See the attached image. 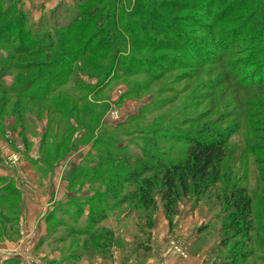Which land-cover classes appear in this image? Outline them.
Masks as SVG:
<instances>
[{
	"label": "rangeland",
	"instance_id": "obj_1",
	"mask_svg": "<svg viewBox=\"0 0 264 264\" xmlns=\"http://www.w3.org/2000/svg\"><path fill=\"white\" fill-rule=\"evenodd\" d=\"M79 1L85 0H0V23L23 19L24 33L31 34L22 37L30 43L27 50L17 55L13 53L17 32L5 35L0 42V138L5 134L9 138L16 136L14 133L24 128L18 121L20 113L32 108L29 100L16 93L34 94L37 85L48 83L41 75H32L35 69L27 68L33 61L29 54L37 48L35 42L43 34L55 40L54 35H60L78 14ZM91 4L89 7L103 11L101 16L108 15V24L102 31L114 28L121 39L118 43L115 40L114 45L122 50L111 61L113 68L103 71L105 75L102 68L89 70L88 64L99 62L95 57H109L107 45L98 47L100 43L108 44V36L104 32L96 36L97 20L89 22L81 33V42L95 34L87 54L70 57L67 71L55 77L63 84L50 87L71 98L83 96L86 100L78 107L91 113L87 118H75V113L69 117L71 112L58 116L65 122L66 134L61 137L64 142L59 136L56 138L53 128L50 142L52 138L53 145L61 140L67 142L58 148L59 154L70 149L59 160L70 158L76 153L72 151L88 145L81 149L79 165L71 171L78 172L82 179L66 180L73 195L70 206L61 204L58 208L69 210L73 203H83L105 212L113 210L104 226L115 229L114 243L101 252L106 255L113 247L121 249L126 254L123 263L126 256L131 257L125 264H146L153 255L152 249L161 256L160 249L166 243H190L202 233L201 243L215 244L214 255L219 264L234 242L243 243L250 250L246 264H264V0H96ZM19 16L22 19H17ZM81 17L82 27L87 22L86 14ZM80 43L78 48H83ZM91 50H95L94 55ZM6 56L14 57H10L7 66ZM33 115L32 112L26 117L33 121ZM45 116L35 121L36 133L29 135V141L34 136L33 143L38 144L42 138L44 127L40 121H47ZM28 129L31 127L27 125ZM211 131L228 136L219 183L209 194L182 198L169 223L160 196H155L154 210H144L129 199L134 184L113 177L123 176L137 160L144 162L151 154L181 158L184 137ZM14 140L17 149L0 142V166L10 170L22 159L25 170L29 163L24 158L23 144L18 138ZM29 155L35 158L36 152ZM43 155L48 160L54 158L51 148L45 147ZM96 166L98 170L92 169ZM234 187L246 188L252 198L255 232L249 241L223 234L222 222L231 212L226 210L223 197ZM37 188L45 196L46 187ZM180 230L183 234L177 235ZM49 231V240L41 249L45 254L42 264L67 263L66 259L53 260V251L62 255L93 251L101 256L86 237H79L78 241L71 223L69 228L55 225ZM26 235L22 243L31 252L33 235ZM144 244L151 249L147 258L140 249Z\"/></svg>",
	"mask_w": 264,
	"mask_h": 264
},
{
	"label": "trees",
	"instance_id": "obj_2",
	"mask_svg": "<svg viewBox=\"0 0 264 264\" xmlns=\"http://www.w3.org/2000/svg\"><path fill=\"white\" fill-rule=\"evenodd\" d=\"M94 1L96 0H85L77 3L78 14H75L76 16L74 15L67 24L68 26L64 28V35H62L63 32L60 35L55 34V40H52L51 36L45 37V34H43L44 36H41L39 40L35 42L37 43V48L34 49L33 52L31 50L29 55L33 57V61L29 62L27 68L35 69L36 73H32V75H41L42 78L47 79L48 83L44 86L37 85L34 94H32V92L30 94L27 92L20 94L16 93V95L29 100L32 105L31 109L29 108V110H25L27 112L24 111L23 114L20 113L18 121L24 126V128L21 129L22 132H26L27 125L28 127H31L30 130L28 129L29 132L32 131L33 128V121H30L29 118L26 117V114L30 115L33 112V117L39 120L42 115H46L44 118L47 120V126L42 145L43 149L45 147L51 148L52 152H54V158L52 160L46 159L43 155V160L48 164L58 161L61 157L64 158L68 153L67 151L70 150L67 148L61 152L63 153L62 155L59 154L60 151H58V148L61 146L64 147L67 143H62V140L64 142V139L61 137L63 135L65 136L66 130H63L65 129L63 128L65 122L60 120L59 117L67 115L70 112L71 114L69 117L75 113V118H77L78 115L87 118L88 115L91 114L89 110L83 109V111H81L82 108L78 107L80 103L86 100L83 96H73L71 98L63 92H57V88L53 90L50 89L51 85H56L55 87H57V85L63 84L55 77L57 75H62L63 72L67 71L70 57L81 55L83 57L87 54V49H89L88 47L95 34H92V39L89 40L88 38L81 42L83 40V35H81V33L88 28V25L86 24L96 19L97 21L94 22V24L97 25L96 36L101 35L103 32L105 33V36H108V44L100 43V45L98 44V47L101 48L107 45L109 57H95L99 62L88 64L89 70L102 68L101 72H103L106 69L113 68L111 66V61L115 60V57L120 53L119 51L122 50L121 47L114 45L115 40H117V43L121 41L119 36L117 37V31L114 28H108V32H106V30L102 31L105 28L104 25L108 24L107 21H109V18H107L108 15L105 17L101 16L103 11H100L98 7H89ZM85 14L87 22L85 21V25L83 24L81 27L79 22L83 18L81 16ZM12 19L13 18L0 23V42H2L5 35H13L14 32H17L18 36L14 34L17 38V45L13 51L14 55H17L22 52L23 49L24 51L28 49L27 45L30 41L26 43V40L22 37L31 34L29 32L24 33V20L21 16L17 18L22 19L21 22H14ZM0 21H3L1 17ZM111 23L114 25L113 21ZM79 43L83 45V48H78L79 46L77 45H79ZM20 44L24 45L19 47ZM94 51L95 50H91L90 54L94 55ZM23 54H25V52L20 55ZM10 57L12 56H6L4 59L6 60V66L10 62ZM13 59L14 57H12V60ZM39 78L40 76H38V79ZM50 82L52 84H50ZM21 84H23V82H21ZM10 91L14 92V90ZM49 91L52 95H49ZM70 119L71 118H69V120ZM59 125L62 126L61 129L58 128ZM1 126L2 120L0 122V128ZM53 128L56 130L54 131L56 138L59 136L62 139L57 142L56 145L52 144L54 138H52V142H50ZM2 134L3 130L0 129V135ZM23 141L25 142V140ZM183 142L185 149L181 158L170 159L166 158V156L151 154L149 159L144 162L137 160L134 168L129 169L123 176L117 174L113 176L115 180H120L125 184H134L135 188L130 191L129 199L136 202L144 210H154L156 207L155 196H160L168 223L177 214V206L182 198H185L189 194H194L196 197L209 194L219 183V168L226 158L228 136L221 134L220 132L211 131L205 134L184 137ZM9 146L12 148L13 144H10L9 142ZM109 155L112 156V152H110ZM92 169L98 170V166ZM77 178L78 180L82 179V176H78V172L74 174L72 173L69 176L70 181ZM3 183L4 184L0 187V238H12L17 234V225L20 215V209L18 207L19 195L10 183H7V181H3ZM13 199H16L14 203ZM223 203L226 205V210H231L230 214L222 222L223 234L225 236L230 234V238L232 239L241 238L244 241H249L251 237L250 235L255 232V230L252 223V198L246 188L234 187L225 197H223ZM80 204L73 203V207L77 206V210H79L76 212L77 218H74L73 220H78L82 215L83 206L86 204ZM11 209L13 210L12 212H10ZM111 211L113 210L105 212L90 207L88 208L87 219L82 224L76 225V221L68 222L67 219L66 222L63 219H58V223L55 221V224H51L50 228H53L55 225L69 228V224L71 223V227L75 230V235L77 236L78 241L79 237H86L93 247L96 246V249L102 254L103 252L101 251L109 248L114 243V233L112 229L101 224L107 219ZM99 224L101 226H99ZM74 225H76L77 228L74 227ZM150 235L151 234H148V243L151 240ZM103 244L104 246H102ZM221 245L224 246L223 241ZM140 249H142L143 254L147 258L151 251L149 245L144 244ZM82 252L84 251H81L80 253ZM69 255L72 257L76 256ZM250 257L251 252L247 249L246 245L234 242L228 251L227 256L220 261V264H246V260ZM65 262H67V259Z\"/></svg>",
	"mask_w": 264,
	"mask_h": 264
},
{
	"label": "crops",
	"instance_id": "obj_3",
	"mask_svg": "<svg viewBox=\"0 0 264 264\" xmlns=\"http://www.w3.org/2000/svg\"><path fill=\"white\" fill-rule=\"evenodd\" d=\"M33 121L32 132L26 131L24 133L20 128L17 131V134L14 133L16 136L9 138L5 134L4 137L0 138V142H3L6 145L9 142L10 144L12 143L15 145L17 141L14 140V138H18L23 144V154H25L24 158L29 163L25 164L29 165L27 167L28 170L25 169L27 171L23 169V163L25 162H23L22 159H20L21 162L17 163L18 165L15 163L14 166H10V170H5L3 169L5 167L2 165L0 166V187L3 185V181H7V183L12 185L13 189H15L19 194L20 209L17 234L12 238H0V253H5V255L7 254V256H0V264H42V258H45V254L41 253V249L43 245L49 240V233L51 232L49 231V228L51 223L54 225L55 221L58 219H70L68 222L76 221L75 224L78 225L85 222L88 216L87 205L83 206L82 215L78 220H73L74 218H77L76 212L79 211L77 210V206L69 210L58 208V206L61 204H66L65 207L70 206L69 201L73 195L70 191L69 185L67 186L66 180L67 177L69 178L73 166L77 167V165H79L82 155L81 149L88 147V145H84L83 147L72 151L73 153H76L72 154L70 158L67 156L69 159L68 163H65V161H67L66 158L65 160H58L54 163H51V165H48V163L43 160L42 156V141L46 133L47 122L45 120H43V122L40 121L43 124L44 132L42 131V138L38 140V144H36L33 143L35 139L34 136V139L31 138L32 142L29 141V135L36 133V122L38 119L33 117ZM23 140H25V142ZM28 144L30 145L29 147ZM2 147L3 146L0 144V159L2 158ZM15 148L17 149L16 146ZM16 149H13V151H18ZM34 151L36 152L35 158L29 155ZM88 151L89 150H87V152ZM27 172L30 173L29 175H31V177L27 176ZM25 183L28 185L25 186ZM37 186L40 187V190L42 186L46 187L45 196H43L40 192L38 193ZM107 220L110 221V219ZM105 222L106 221L102 222L101 224L104 225ZM76 225H74V227H76ZM109 228L115 231L112 226ZM24 233H27L28 236L29 233L33 235V238H31V252H28L24 249L22 243ZM182 234L183 232L181 230L177 232V235ZM203 236L204 234L202 233L197 237L192 238L190 243H176V245H186L187 256L185 258L174 254L173 251L170 250V244L174 242L170 241L169 243H166L162 249H160L162 252L161 256L159 255L158 251L152 249L153 255L146 264H219L218 259L216 260V256L214 255L215 244L201 243ZM117 237L118 236L116 235V238ZM120 251L121 249H115V247H113L109 252L106 253V255L101 254V256H98L94 252H82L81 254H77L75 257L70 255H62L58 251H53L52 256L53 260L67 259L68 264H125L131 259V257L126 256L127 261L123 263V257L126 254L123 253V250L121 253ZM28 256L30 258H28Z\"/></svg>",
	"mask_w": 264,
	"mask_h": 264
},
{
	"label": "built area",
	"instance_id": "obj_4",
	"mask_svg": "<svg viewBox=\"0 0 264 264\" xmlns=\"http://www.w3.org/2000/svg\"><path fill=\"white\" fill-rule=\"evenodd\" d=\"M173 253L185 258L187 256L186 247L183 245H176L174 242L171 243Z\"/></svg>",
	"mask_w": 264,
	"mask_h": 264
}]
</instances>
